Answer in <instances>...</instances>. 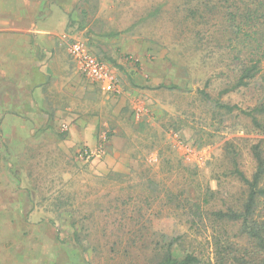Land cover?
I'll return each instance as SVG.
<instances>
[{"label":"rangeland","instance_id":"1","mask_svg":"<svg viewBox=\"0 0 264 264\" xmlns=\"http://www.w3.org/2000/svg\"><path fill=\"white\" fill-rule=\"evenodd\" d=\"M186 7L184 0L69 6L78 37L117 65L124 94L85 79V115L100 117L93 153L104 151L89 160L80 156L84 145L65 151L74 124L55 110L16 113L22 122L13 131L0 126V264H148L158 240L179 235L183 253L214 264L215 236L244 243L237 223L212 212L241 209L247 188L232 174V156L251 178L253 147L264 135L239 112L215 116L201 92L246 109L264 100V89L257 79L220 95L237 77L220 17L198 24Z\"/></svg>","mask_w":264,"mask_h":264},{"label":"crops","instance_id":"2","mask_svg":"<svg viewBox=\"0 0 264 264\" xmlns=\"http://www.w3.org/2000/svg\"><path fill=\"white\" fill-rule=\"evenodd\" d=\"M80 1L0 0V126L20 128L16 113L22 111L55 110L63 124H74L67 153L79 145L95 151L100 121L85 115L86 78L70 60L65 39L79 35L69 6Z\"/></svg>","mask_w":264,"mask_h":264},{"label":"trees","instance_id":"3","mask_svg":"<svg viewBox=\"0 0 264 264\" xmlns=\"http://www.w3.org/2000/svg\"><path fill=\"white\" fill-rule=\"evenodd\" d=\"M187 19H194L198 24L206 22L209 17L219 15L222 30L220 36L227 38L230 47L228 54L232 66H235L237 73L236 80L230 87L223 89L220 95L234 92L240 88H249L251 83L259 79L264 89V0H184ZM197 44L202 42L204 35L199 31L196 34ZM88 45L89 42L87 41ZM90 49H93L90 46ZM96 56L104 60L98 52ZM245 55L243 59L241 55ZM106 61V60H105ZM107 62V61H106ZM111 62V61H110ZM109 63L116 68L113 62ZM161 85L158 88H163ZM175 88V86L171 87ZM205 101L210 100L213 106V113L218 115L231 116L238 113L249 120L252 128L264 135V100L258 102L254 107L242 109L237 105L222 103L219 99L212 98L205 91L201 92ZM231 145V144H229ZM229 153V152H228ZM253 154L256 160V169L251 178L242 173L237 164L236 156H232L234 171L239 180L246 186V198L240 210L228 208L212 212L219 221L227 224L237 223L239 233L244 243H235L229 236L217 235L214 238L215 262L214 264H264V140H261L253 147ZM230 155H236L231 151ZM187 204H190L187 202ZM194 214L197 219H202L198 203ZM260 214H259V213ZM74 242L79 248L85 250L77 232L74 235ZM183 235L172 239L164 238L158 240L153 249L154 256L148 264H202V259L195 252L183 253ZM241 244V247L239 246Z\"/></svg>","mask_w":264,"mask_h":264},{"label":"built area","instance_id":"4","mask_svg":"<svg viewBox=\"0 0 264 264\" xmlns=\"http://www.w3.org/2000/svg\"><path fill=\"white\" fill-rule=\"evenodd\" d=\"M65 39L69 40L68 53L70 57L86 79L100 87L101 91L105 94L115 96H122L124 94V89L114 68L105 60L97 57L90 49L87 41L80 37L68 38L66 36ZM137 117H139V114ZM103 152V146H101L95 154L85 149L80 156L83 159L89 160L95 156H101Z\"/></svg>","mask_w":264,"mask_h":264}]
</instances>
